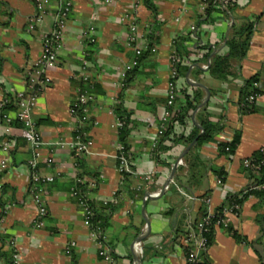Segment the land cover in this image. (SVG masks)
Masks as SVG:
<instances>
[{"label": "crops", "instance_id": "crops-1", "mask_svg": "<svg viewBox=\"0 0 264 264\" xmlns=\"http://www.w3.org/2000/svg\"><path fill=\"white\" fill-rule=\"evenodd\" d=\"M43 1L47 13L29 29L36 15L34 0H0V99L5 91L15 94L24 88L25 68L39 55L42 37L52 27L58 0ZM72 1L57 61L46 72L50 84L32 112L42 138L37 169L54 179L42 184L30 180L27 161L34 157V151L19 136V129L12 128L15 144L11 160L0 172V264H5L1 254L10 249V239L20 251L19 264H106L98 255L100 248L107 249L116 264H185L182 245L176 238L191 232L203 209L214 210L228 194L253 184L243 160L264 146V0H236L232 12L218 4L209 13L200 0H153L156 15L141 0L137 7L135 0ZM132 21L143 33L138 43L146 44L152 25L156 40L155 50L130 68L134 52L126 42ZM246 21L254 22L247 52L241 59H230L224 78L213 77L208 68L193 66L210 64L212 56L224 50L231 26ZM90 27L92 31L86 34ZM191 31L193 35L184 41L190 57L181 59V65H186L191 81L210 91L203 106L221 130L211 141L189 149L191 167L184 159L188 151L165 188L173 163L188 143L165 141L163 145L169 148L160 150L157 158L154 149L162 135L158 130L167 127L161 115L171 82L170 55L174 45ZM197 44L210 48L203 63L197 62L193 53ZM186 72L175 81L176 108L184 102V92L193 91L194 86L185 79ZM253 76L260 93L254 99V110L245 112L239 106L241 90ZM79 89H88L93 96L84 123L69 112ZM117 106L128 114L126 143L133 172L127 176L117 168ZM78 128H84L91 142L79 159L70 146ZM191 130V126L177 123L173 127L176 135ZM2 135L0 124V140ZM235 135L239 140L234 151L220 153L218 143L230 142ZM214 170L224 172L221 183H217ZM78 179L87 186L86 193L103 221V244L90 236V227L73 194ZM162 188V195L146 197ZM35 189L40 190L46 206L40 227L33 225L37 206L31 191ZM146 220L150 230L140 241V263L133 259L134 243L145 233ZM263 226L264 199L250 195L242 202L239 215L230 216L226 228L213 229L203 260L207 264H261L258 252L264 244Z\"/></svg>", "mask_w": 264, "mask_h": 264}, {"label": "built area", "instance_id": "built-area-1", "mask_svg": "<svg viewBox=\"0 0 264 264\" xmlns=\"http://www.w3.org/2000/svg\"><path fill=\"white\" fill-rule=\"evenodd\" d=\"M208 1L209 0H202L201 3L205 7ZM139 2L140 0H135V7H137ZM34 5L36 8V15L31 19L28 25L29 29H32L35 24L40 22L42 17L47 13V8L43 0H34ZM72 6V0H58V7L55 14L53 15L52 27L42 37L41 51L36 59H34L25 68L24 88L18 92H15L13 111H3L2 108L7 101L5 97L0 99V124L3 126V135H5L0 140V172L9 166L11 160V151L14 147L15 141L10 135V130L13 128L10 126V122L12 119H17L21 122V126L18 128L19 136L29 143L34 151V157L27 161V165L31 169L30 180L36 184L50 182L54 179V177L52 175H42L37 169L36 161L40 156L39 149L40 145L42 144V138L40 132L35 126V122L32 119V112L36 107L38 97L50 84V78L46 72L52 68L57 61L58 49L61 46L63 33L66 28L68 15L72 9ZM194 28V26H191V30H194ZM129 29L130 34L127 38L126 44L131 47L134 52V56L130 63L131 68L138 64V56L141 52V49L144 48V45L138 43L139 38L143 37V33H139L136 22L132 21L130 23ZM90 31H92V27H90L85 33L89 34ZM90 41H94V38H90ZM154 50L155 48L151 47V51ZM170 61L171 82L168 87L166 106L163 109L161 115L163 124H167L174 113V100L176 96L175 81L179 76L176 63L180 61V57L175 53V51H173L170 55ZM82 79L86 81L87 77L84 75L82 76ZM92 98L93 96L88 89H79L75 102L69 108L70 114L76 116L80 123L88 121L87 104L90 100H92ZM252 99L254 98L251 96L248 98V101L251 102ZM123 125L124 123L119 119L114 126L120 130ZM163 131L164 129L160 128L158 130V134L161 135ZM75 133L74 142L71 143L70 146L73 148L76 155L77 153L86 152L91 142L87 140L85 137L86 132L82 131L81 128L76 129ZM261 150L264 154V146L261 147ZM116 159L118 172L122 176L125 173L129 174L133 172L130 166L128 149L121 141L117 145ZM182 164L183 161L180 159L177 165ZM243 166L245 168L252 169L254 173H257V170L259 169V164H253L251 158L249 157L243 160ZM77 181H80V179ZM216 181L217 183H221L222 178L216 176ZM72 191L73 194L76 195L77 202L83 211L84 220L90 227L92 209L87 203L84 194L77 191L74 187ZM160 191H155L151 194H158ZM31 194L32 199L37 206L36 215L33 219V225L35 227H40L46 215V206L42 200V197L40 196L39 189L32 190ZM204 201L209 203L210 199L205 198ZM240 207L241 206L239 203H230L225 205L219 213H215L214 210L208 209L207 212L194 223V228L191 229L190 233L176 238V242L182 245L185 264H202L203 255L207 251L210 244L208 238L210 230L216 227L226 228L228 226L230 216L236 217L239 215ZM100 233L101 231L99 226H97L95 229L90 227V236L94 238L99 244H103L105 237ZM8 246L11 250V264H19L20 251L16 241L14 239H10L8 241ZM134 246L136 251L135 255H137L139 258V256H141L143 253L141 242L136 241ZM98 255L106 262V264H116L114 256L107 249L100 248ZM134 261L138 262L136 260Z\"/></svg>", "mask_w": 264, "mask_h": 264}, {"label": "trees", "instance_id": "trees-1", "mask_svg": "<svg viewBox=\"0 0 264 264\" xmlns=\"http://www.w3.org/2000/svg\"><path fill=\"white\" fill-rule=\"evenodd\" d=\"M201 1L202 0H200V2ZM141 2L144 4L146 8H148L152 12L153 15L157 14V7L154 4L153 0H141ZM218 4L219 6H221L222 9L226 10L227 12H232L233 9L236 7V0H209L207 3V10H206L207 13H209V11L214 5H218ZM152 26H150L149 31L146 33V44L144 45V48L141 49V52L138 56V63L151 50V47H153L154 42L156 40V37L153 36L154 31ZM253 27H254L253 21H246L240 26H236V25L231 26L225 41L224 50L219 53H216L211 58L210 64L208 66V72L210 73V75L219 79L224 78L228 73L230 59L232 58L241 59L245 56L249 46V39L253 31ZM193 33H194L193 31L187 33L185 37H181L180 43L174 45V51L180 57V61L176 63V68L178 74L180 75H184V73L187 70L186 65H181V59L184 58L189 59L190 57V52L189 50L186 49L184 41L189 40L191 35H193ZM193 53L198 57L196 59L197 62L203 63L207 60V58L210 55V48H208V46L204 44L203 45L197 44L195 46V49L193 50ZM132 71L133 69L130 72ZM130 72H128V74ZM256 80L257 78L253 76L245 81V85L241 90V98L239 100V106L242 111L251 112L254 110L253 108L254 99L260 93V90L255 86ZM251 96L254 99H252V101L249 102L248 98ZM3 97L6 98L7 102L4 104L2 110L12 112L14 109L15 94L5 91ZM202 97H203V90L197 86H194L193 91L190 93L184 92V102L179 106H177V108L174 107V111H173L174 113L170 118V120L168 121L167 127L164 129L161 138L158 141L156 148L154 149L156 158L158 157V153L160 150L169 148L168 146L163 145L165 141L176 143L180 140H183L184 142L189 143L199 134L200 129L196 127L192 121V115L194 112H195V117L202 126L203 132L197 138L195 144L193 145V149L197 148L199 145L203 144L204 142L211 141L214 138V136L221 130L220 125L213 123L209 119L208 115L206 114V106H202L198 108V104L200 103ZM114 111L118 116V118L124 121L123 127L119 130V138L120 141L124 143V145L128 149L126 143V136L129 131L127 127L128 114L126 113L125 110L122 109L121 106L115 107ZM175 123L180 124L183 127L191 126L192 130L190 133H186V134L181 133L179 135H176L173 131V127ZM10 126L13 128H19L21 126V122L17 119H12L10 122ZM81 130L84 131V128H81ZM4 136L5 135H2L1 137ZM7 137L9 138L8 135ZM238 140H239L238 135H235L230 142H219L218 143L219 152L223 154L232 153L235 149ZM191 153L192 150H190L185 155L184 158L186 163L188 164V167H191L192 165L189 159ZM82 155L83 153H77L75 157L79 159L81 158ZM249 158H251L253 164H259V169L257 170V173H254L253 170L250 168L244 167L246 171H248L251 179H253V184L244 191L234 194H228L225 198V201L220 206L214 209L215 213H219L225 205L230 203H239L241 206L242 202L250 195H255L259 199H264V154L263 151L261 150V147L257 149L252 155H250ZM214 172L216 173V176L221 177L222 180L224 179V175H223L224 172L222 170H214ZM127 175L128 173L123 174V176H127ZM74 188L80 193L84 194L87 203L90 205L92 209L90 227L92 229H95L97 226H99L101 231L100 234H103V223H102L103 221L95 209L94 200L91 199L86 193L87 186L84 183L77 181ZM206 212L207 211L203 209L202 216ZM262 228L264 230V226ZM212 233H213V229L210 230V233L208 234L209 241H211L212 239ZM235 236L237 238H241L237 234H235ZM258 253L261 260V264H264V244L262 246V249ZM1 256L4 258L5 264H11L12 257H11L10 249L8 251L2 252ZM202 264H207L206 260L205 261L203 260Z\"/></svg>", "mask_w": 264, "mask_h": 264}, {"label": "water", "instance_id": "water-1", "mask_svg": "<svg viewBox=\"0 0 264 264\" xmlns=\"http://www.w3.org/2000/svg\"><path fill=\"white\" fill-rule=\"evenodd\" d=\"M193 66H197V67H200L201 69H207L209 64H207L205 67H202L200 66L198 63H194ZM191 68V67H190ZM189 68V69H190ZM185 79L187 81V83H189L190 85L192 86H197V87H202L205 91V94L204 96L202 97L200 103L198 104V108L202 107L209 99V96H210V91L208 90V88H206L203 84L199 83V82H195V81H191L190 78H189V70L186 72L185 74ZM195 112L193 113L192 115V121L193 123L200 129V132L199 134L192 140L190 141L187 146L183 149V151L178 155V157L176 158L175 162L173 163L172 165V169H171V172L169 174V176L167 177L166 181H165V184L164 186H168L170 180L173 178V174H174V171L177 167V163L180 159H182L184 157V155L189 151V149L195 144L197 138L200 136V134L203 132V129H202V126L195 120ZM164 188L161 189V191L158 193V194H146V197H157L159 195H162L164 193ZM144 208V206H143ZM150 230V223L148 220H146V231L145 233H143L142 235H140L139 237L136 238V241H141L143 239V237L149 232ZM133 259L140 262L141 263V260L140 258L137 257V255L133 254Z\"/></svg>", "mask_w": 264, "mask_h": 264}]
</instances>
